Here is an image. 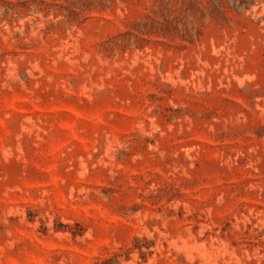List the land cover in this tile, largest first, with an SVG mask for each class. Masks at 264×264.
Masks as SVG:
<instances>
[{
	"label": "rangeland",
	"instance_id": "374dc122",
	"mask_svg": "<svg viewBox=\"0 0 264 264\" xmlns=\"http://www.w3.org/2000/svg\"><path fill=\"white\" fill-rule=\"evenodd\" d=\"M0 264H264V0H0Z\"/></svg>",
	"mask_w": 264,
	"mask_h": 264
}]
</instances>
